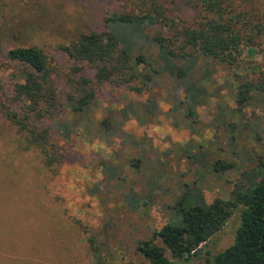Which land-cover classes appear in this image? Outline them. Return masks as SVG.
<instances>
[{"label":"rangeland","instance_id":"1","mask_svg":"<svg viewBox=\"0 0 264 264\" xmlns=\"http://www.w3.org/2000/svg\"><path fill=\"white\" fill-rule=\"evenodd\" d=\"M139 2L0 0V264H148L136 245L145 240L161 245L155 234L167 221V205L184 190L196 189L209 204L215 198L228 200L233 188L264 174V0L208 1L214 11L230 3L246 16L236 18L242 37L232 52V66L194 57L186 80L205 91H195L194 105L167 74L134 80L131 85L139 93L111 82L80 84L94 81L95 67L60 51L80 34H101L110 13L148 10L166 18L148 31L165 38L182 24L195 26L202 16L188 0H159L164 13ZM13 47L42 51L63 92L53 116L35 113L25 128L6 115L22 116L10 94L13 83L27 78L22 65L4 61ZM149 48L145 52L157 57V50ZM244 83L252 89L238 105L236 92ZM64 94L73 102H65ZM85 96L86 105L70 110ZM34 127L48 131L53 148L27 141ZM132 159L140 160L137 172L129 164ZM214 161L230 168L215 172ZM101 163L115 167L119 179L109 180ZM149 181L155 182L152 202L128 210L121 195L130 188L142 195ZM240 209L232 211L197 256L184 262L165 253L169 264H211L213 255L232 243Z\"/></svg>","mask_w":264,"mask_h":264},{"label":"trees","instance_id":"2","mask_svg":"<svg viewBox=\"0 0 264 264\" xmlns=\"http://www.w3.org/2000/svg\"><path fill=\"white\" fill-rule=\"evenodd\" d=\"M208 1L188 0L202 16L193 27L182 24L179 31L173 33L172 38L159 34L150 36L148 32L161 25V21L166 22V18L153 17L149 15L148 10L139 14L124 10L119 14L110 13L104 18L101 34H80L74 45L61 46L59 49L69 59L83 61L95 67L94 81L82 79L80 84H88L91 87L92 83L111 82L139 93L140 89L131 85L134 80L142 78L151 81L167 74L177 80L183 87L187 100L194 105L197 96L195 93L205 94L202 89L196 91L193 84L187 81L190 80L188 74L194 57L202 55L210 57L220 65L232 66V52L242 37L240 31L235 29L236 18L246 16L244 12L234 10L230 3L226 10L214 11L208 7ZM139 3L140 7L151 6L164 13L159 0H140ZM92 38H95L96 42H93ZM248 40L250 41V38ZM147 45L150 46L149 49L157 50V57L148 50L145 52ZM79 46L81 49H78ZM4 61L22 65L27 76L20 83L12 84L10 94L12 102L18 105L22 116L6 112L7 117L18 123L20 128H25L35 113L42 117L53 116L59 95L63 92L55 84L47 58L42 51L34 47L8 48L4 53ZM138 67L143 68L138 72ZM251 89L252 86L244 83L236 92L235 102L238 105L243 104L248 99L247 92ZM63 98L66 99L65 102H73L68 94H64ZM87 101L85 96L76 102L75 106L71 105L70 110L78 111L88 103ZM190 114L191 109L186 117ZM57 125L58 129L69 133L63 124ZM36 128L28 130L27 141L38 145L47 143L53 148L48 139V131ZM139 162V159L129 160L136 172V163ZM101 167L102 172L109 176V180L119 179L115 167L105 163H101ZM211 167L215 172L230 168L222 161H214ZM154 188V181L148 182L147 191L141 192L142 195L130 188L121 195L122 203L128 210L135 211L139 205L152 202ZM238 206H241V209L233 241L213 255L210 263L264 264V174L257 182L233 188L228 200L215 198L209 204L202 201L201 194L196 189L184 190L177 200L167 205V221L155 234L161 245L152 240L139 241L136 250L148 264H169L165 253L173 260L188 261L198 255L201 245L221 229Z\"/></svg>","mask_w":264,"mask_h":264}]
</instances>
